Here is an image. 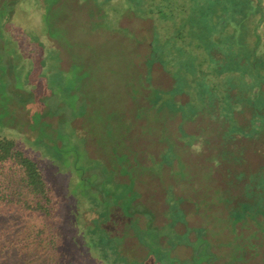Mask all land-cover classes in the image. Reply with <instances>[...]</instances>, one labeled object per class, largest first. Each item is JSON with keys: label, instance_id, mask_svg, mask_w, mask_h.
Returning <instances> with one entry per match:
<instances>
[{"label": "rangeland", "instance_id": "374dc122", "mask_svg": "<svg viewBox=\"0 0 264 264\" xmlns=\"http://www.w3.org/2000/svg\"><path fill=\"white\" fill-rule=\"evenodd\" d=\"M263 26L264 0H0V121L143 264H264ZM19 176L0 164V264H55Z\"/></svg>", "mask_w": 264, "mask_h": 264}, {"label": "trees", "instance_id": "16d2710c", "mask_svg": "<svg viewBox=\"0 0 264 264\" xmlns=\"http://www.w3.org/2000/svg\"><path fill=\"white\" fill-rule=\"evenodd\" d=\"M260 34L264 45V26ZM259 51L258 65L264 68V46ZM0 122V164L10 163L17 169L29 196L19 200L21 206L43 213L55 264H143V250L133 247L131 238L143 244L127 226L112 227L99 196H88L81 190L75 169L57 166L44 148L28 147L31 144L25 142L24 134L8 129L4 119ZM5 197L0 198V204ZM96 211L103 220L92 226ZM5 249L0 233V262Z\"/></svg>", "mask_w": 264, "mask_h": 264}]
</instances>
